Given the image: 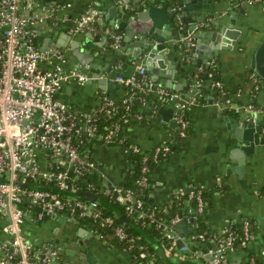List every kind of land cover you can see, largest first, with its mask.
<instances>
[{
    "label": "crops",
    "instance_id": "obj_1",
    "mask_svg": "<svg viewBox=\"0 0 264 264\" xmlns=\"http://www.w3.org/2000/svg\"><path fill=\"white\" fill-rule=\"evenodd\" d=\"M36 1L44 9L47 17L45 22L40 24L35 39V44L40 49L56 48L65 56V52L71 54V45L76 42L81 50L93 57L87 64L88 72L93 79L84 84L74 81L64 83L57 97L84 113L96 107L101 92H105L115 100L124 99L128 91L114 81V76L116 71L121 75H129L135 73L138 67L144 68L143 49L140 50L141 52L138 50L135 52L137 47H134L135 43L141 46L138 41L142 35H137L129 42L124 53L120 51L115 63L110 64V62L116 56L115 50L120 46V41L125 37L121 25L128 21L123 15L134 18L138 12L146 9L149 0H122L120 3L117 0ZM185 1L155 0L154 5L159 8L170 7L179 10ZM193 1L201 6L202 15L205 17V22L198 23L194 29V32L199 31L204 35L200 44L205 50L196 59L199 64L194 69L192 66L194 63L190 58L183 60L181 50L175 47V50H170L166 60L161 61L159 68V72L170 78L168 80L173 85L179 84L186 88L180 91L184 96L197 94V103L184 111L187 132L185 136H179L183 141H177L175 137L177 132L173 119L174 104L161 103L156 95L151 93L134 97L136 101L132 100L130 121L123 135L126 140L137 144L145 152H150L164 140L171 145L172 152L166 159L150 164L149 203L166 211L173 203L172 192H183L191 184L199 185L207 194L205 211L202 215L205 233L209 235L220 232L230 220L249 219L255 224L247 246L233 253L229 258V264H249L251 256L257 262H261L264 260V144L260 142L254 144L246 153L241 148L242 143L232 131L231 122L235 117L246 113L245 107L248 104H253L261 111L258 115L261 124L258 131L254 129L251 132V140L256 139L259 132L258 138L264 136L262 133L264 78L251 66L252 55L264 39V10L260 5L247 4L244 0ZM124 4L127 5L126 8ZM114 8L115 11L110 12ZM87 9L98 13L96 19L92 20L84 30L71 34L70 29L75 25L76 19ZM186 13H183L182 20L178 21L179 25L193 26L195 22L192 20L187 24L183 23L190 16L194 19L192 15ZM217 20L218 27L215 25ZM225 26L229 27L230 32L235 33L234 38L227 37L228 42L221 43L227 48L216 49L218 44L205 33H216ZM113 30L116 34H122L116 47L112 45ZM191 36L195 40L193 34ZM132 51L137 53L135 59L131 57ZM211 52L215 54L207 59V55ZM65 58L67 59L63 64L65 68L75 63L71 56ZM41 66L44 69L52 67L51 64ZM155 68L158 69V65H155ZM208 68L214 73L215 79L220 81L221 90L212 87L209 79L206 83L201 81V85L196 87V81L200 79L199 75ZM253 72L261 80L257 90L253 89V81L250 78ZM146 75L154 80L153 76L147 73ZM109 85H111L110 92L104 88ZM160 109L165 115L163 112L158 113ZM169 121L175 126H170ZM244 123L239 121V125ZM89 149L93 160L99 166L88 175V179L97 184L105 180L122 185L127 174L132 172L128 155L123 151L125 148L96 141L89 144ZM35 214V210L30 211L29 216L33 221L36 219ZM70 219L71 216L66 217L61 212H57L55 217L44 226L49 231L54 229L59 233L69 232V227L74 226L70 223ZM76 220L79 224L75 226L83 229V234L77 235V239L81 241L85 251L92 252L95 264H135L119 245H109L97 237L87 221L77 218ZM33 221L25 220L23 232L34 243L32 244L34 251L40 254V251L52 245L54 236L44 235L42 231L44 227H36ZM4 223L5 220L0 218V230ZM179 232L184 235L185 229L180 226ZM88 235L93 237L90 245H82L83 238L88 239ZM75 245L78 247L76 251L80 252V245ZM211 245L210 240H206L196 247L206 251ZM56 251H53L54 254ZM162 252L164 254V248ZM75 258H72V262L82 264V261ZM63 262H65L64 255H60L53 264Z\"/></svg>",
    "mask_w": 264,
    "mask_h": 264
},
{
    "label": "built area",
    "instance_id": "obj_2",
    "mask_svg": "<svg viewBox=\"0 0 264 264\" xmlns=\"http://www.w3.org/2000/svg\"><path fill=\"white\" fill-rule=\"evenodd\" d=\"M244 2L260 5L264 10V0ZM97 15L95 10L87 9L76 19L70 33L84 30ZM46 19L44 9L36 0H0V218L5 220L0 230V264H47L48 258L34 251L23 232L25 216L36 207L41 208L35 214L38 219L45 214L67 212L75 219L91 220L97 227H112L121 250L125 252L126 247L132 250L135 238L123 226L113 225V218L106 215L100 203L91 196L99 193L122 205L128 217L146 218L148 225L153 224L168 242L164 256L169 261L198 263L204 258L206 264H229L230 256L246 247L250 240L248 219L240 221V234L231 229L235 220L228 221L220 232L209 235L194 231H185L181 235L179 232L178 223L190 227L205 211L204 191L199 185L191 184L183 192H172L173 202L182 203L184 216L177 213L164 219L156 217L157 206L149 212L143 210L142 198L135 194L134 188L105 180L97 184L88 179V175L99 166L92 158L89 144L100 141L108 145L118 138L128 158L132 154L141 155L140 175L134 184L140 189L147 188L150 185V164L166 159L172 148L166 140L150 152L143 151L135 143L126 144L123 133L130 121L132 99L137 93H151L161 103L174 104L176 132L183 137L187 132L184 111L197 103V94L184 96L179 91L167 89L150 79L145 68L138 67L135 73L114 77V81L128 91L121 103L101 92L92 111L80 112L60 100L57 94L64 83L84 84L93 77L88 72V65L75 62L65 68L63 64L67 59L61 50H43L35 44L39 26ZM121 38V33L113 34L112 45L116 47ZM182 41L187 48L195 44L191 35ZM43 64L52 67L44 69ZM207 77L212 87L221 90V83L212 71ZM250 78L253 89H259L261 80L257 74L253 72ZM201 81H196V87ZM119 108L125 111V115L114 119L106 133L100 132L98 115H113ZM245 109L253 115L248 120L254 123L261 111L253 104H248ZM94 234L104 240L101 234ZM236 238L239 239L237 245ZM206 240L212 243L208 250L196 247ZM136 256L146 258L141 246ZM151 262L149 258L147 263ZM248 262L260 264L254 257Z\"/></svg>",
    "mask_w": 264,
    "mask_h": 264
},
{
    "label": "water",
    "instance_id": "obj_3",
    "mask_svg": "<svg viewBox=\"0 0 264 264\" xmlns=\"http://www.w3.org/2000/svg\"><path fill=\"white\" fill-rule=\"evenodd\" d=\"M163 1V0H158ZM170 1V0H168ZM155 0H149V5L141 12H138L137 15L132 18L129 15L124 14L123 18L127 20L128 22L122 23V27L125 31V37L120 41V46L116 48L115 50V57L112 59L110 64L115 63L118 60V54L120 51L124 53L126 51V47L134 40L137 35H142V38L139 39V44L135 43L134 47L139 52L143 49L144 53V68L146 69V73L150 76H153L154 81L159 82L165 88H168L173 91H181L185 90V87H182L178 84V86H175L169 81L167 76H164L162 72H159V68L161 67V61L166 60V56L169 55L170 50H175V47H179V49L182 52V58L183 60L190 58V61L194 63L192 64L193 68L195 69V66L199 64V61H196L198 55L203 54V51L205 48L200 44L202 38L204 35L202 33H199V31H195L196 25L198 23H204L205 17L202 15L201 6L199 4H195L193 0H186L183 2V5L179 8V10H175L174 8H159L156 5H154ZM114 10H110V12H114ZM192 11V12H191ZM187 12L186 14H190L194 17V19H191V16L186 18L183 23H188L191 20L195 22L193 26L191 25H179L180 20H182L183 13ZM171 15V17H170ZM216 27L219 25V21L217 20L215 22ZM115 30L112 31V34H115ZM194 36V45L191 47H185L184 44H182V40L187 37L188 35ZM206 36L210 35L213 39V42L218 44L217 48L224 49L227 48L224 46L223 42H228V38H234L235 33H232L229 31V27H221L218 32L211 33L206 32ZM76 39V37H74ZM136 42V41H135ZM71 54L65 52V56L70 58V56L75 60L74 62H79L80 64L87 65L91 62L92 56H88L84 50H81L80 47L76 44V42H73L71 45ZM132 51V58L137 57V53ZM134 53V54H133ZM215 53H210L207 55V59L212 58ZM140 55V53H139ZM208 62V61H206ZM204 62V63H206ZM155 65H158V69L155 68ZM251 66L253 69L264 78V39L256 49V51L252 55L251 59ZM92 70V69H91ZM119 73L116 71L115 76H118ZM114 76V77H115ZM188 82V81H187ZM63 86V85H62ZM107 91H111V85L104 87ZM133 101H136V99H132ZM163 110V108H162ZM163 112V111H162ZM161 109L158 111V113H162ZM165 115V112H163ZM163 115V114H162ZM256 116V115H255ZM253 117V115L246 111V113H243L234 119H232V131L237 137L238 141L242 143L241 148L247 153L251 150L252 146L257 143H263L264 144V136L262 138L259 137V133H257V138H253L251 140V132L256 129L257 131L260 128L261 121L256 116V121L254 124L248 120L246 122L247 118ZM164 119L166 117L163 116ZM245 122L242 125H239V121ZM231 121V120H230ZM169 125L173 126L174 124L169 121ZM175 126V125H174ZM177 141H183L179 136L175 135ZM248 139V140H247ZM86 195L90 196L89 193ZM41 208L36 207L35 212H40ZM57 212L51 213V214H45L40 219L36 218L34 221L31 216L27 215L25 217V220L33 221V223L36 224V227H44L42 231H44V235H53L52 239V245H50L47 249L40 251L41 256H45L50 259L48 264H53L60 255H64V261L60 264H78L77 262H72V258L76 257L75 259L82 261V264H95L94 262V255L91 251H85L84 247L81 246V241L77 239V235L83 234V229L77 226L75 224H79V222L71 216L70 223L73 224V227H69V232L63 231L58 232L57 230L49 231L47 228H45L44 224L48 222L50 219L55 217ZM64 216L68 217L70 216L67 212H61ZM178 226H181L182 229H185V225H183L182 222L178 223ZM39 229V228H38ZM59 234H58V233ZM88 239L83 238V243L85 246H89L93 237L91 235H88ZM31 239V238H30ZM32 243V242H31ZM34 244V243H32ZM80 245L81 251L77 252V246ZM56 251V255H51V253ZM76 255V256H75ZM168 260V259H166ZM97 262V261H96ZM182 264H197V262H186Z\"/></svg>",
    "mask_w": 264,
    "mask_h": 264
},
{
    "label": "trees",
    "instance_id": "obj_4",
    "mask_svg": "<svg viewBox=\"0 0 264 264\" xmlns=\"http://www.w3.org/2000/svg\"><path fill=\"white\" fill-rule=\"evenodd\" d=\"M208 71H212L209 68L202 72L199 77L202 79L204 83L208 82L207 73ZM207 72V73H206ZM216 78V77H215ZM140 93H137V96H139ZM118 103H121V100H116ZM125 115V111L122 108H119V110L114 113L113 115L107 114V113H100L98 115L99 120V127L100 132L106 133L108 131V127L110 124H112V121L117 118H121ZM127 131V127L124 128V132ZM118 138H115L112 140L111 143L108 145H120L118 143ZM126 144L130 143L129 140H125ZM140 154H132L129 157V162L132 167V172L127 174L123 186L126 188H134L135 194L142 198L143 205L142 208L144 211L149 212L153 207L155 206L153 203H149L148 200V193H149V186L145 189H140L138 187H135L134 181L138 176L139 173V165H140ZM51 185V184H50ZM63 196L62 194L60 195ZM92 198L97 200L100 203V206L104 213L106 215H110L114 222L113 225H120L123 226L125 231L133 236L135 238L134 240V248L132 250H129L128 247L125 249V253L129 256V258L135 263V264H148L147 261L149 258L152 259V262L149 264H179V263H173L171 261H167L162 249L166 248L168 245V242L164 239L161 232L156 229V227L153 224L148 225L146 223V218L141 219H135L132 216H127L126 211L124 207L117 202H113L110 198L107 196H104L103 194H91ZM203 198L206 201L207 194L203 192ZM35 209H31V211H34ZM156 217H162V218H171L175 214H179L181 216H184V208L182 207V203L173 202L168 209L165 211L164 209L156 208ZM81 221L88 222L90 228L92 231L96 232L97 234H101L104 238V240L109 245H118V239L113 234L112 227H97L92 223L91 220H86L85 218H78ZM249 220V219H248ZM250 223V233H253V230L255 228V224L252 220H249ZM236 233L240 234V231L242 229V224L240 221H236V223L233 224L232 228ZM185 231L187 233H190L191 231L194 232H204L205 233V222L203 221L202 215L197 217L193 221V223L189 226H185ZM239 238V237H238ZM236 238L235 244L237 245L239 243V239ZM142 247V251L146 253L145 259H139L136 254L139 252V247ZM245 248V247H244ZM252 257V256H251ZM260 264H264L263 261H259ZM197 264H206L205 259L203 258L200 262Z\"/></svg>",
    "mask_w": 264,
    "mask_h": 264
},
{
    "label": "rangeland",
    "instance_id": "obj_5",
    "mask_svg": "<svg viewBox=\"0 0 264 264\" xmlns=\"http://www.w3.org/2000/svg\"><path fill=\"white\" fill-rule=\"evenodd\" d=\"M26 217V216H25Z\"/></svg>",
    "mask_w": 264,
    "mask_h": 264
}]
</instances>
